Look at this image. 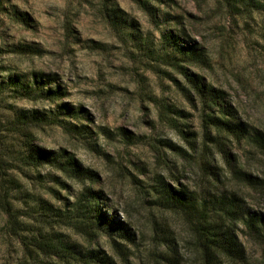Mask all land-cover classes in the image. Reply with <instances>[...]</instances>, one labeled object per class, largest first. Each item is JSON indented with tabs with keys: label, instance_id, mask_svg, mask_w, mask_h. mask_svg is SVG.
Wrapping results in <instances>:
<instances>
[{
	"label": "rangeland",
	"instance_id": "374dc122",
	"mask_svg": "<svg viewBox=\"0 0 264 264\" xmlns=\"http://www.w3.org/2000/svg\"><path fill=\"white\" fill-rule=\"evenodd\" d=\"M142 1L0 0V264H206L193 217L164 203L160 182L208 208L235 197L264 217V151L207 131L184 74L222 90L264 132V9ZM170 33L202 57L164 48ZM35 74L44 89L17 87ZM30 146L98 177L35 164ZM89 190L104 194L100 207L132 239L72 213ZM232 220L246 257L222 264H264V234Z\"/></svg>",
	"mask_w": 264,
	"mask_h": 264
},
{
	"label": "trees",
	"instance_id": "16d2710c",
	"mask_svg": "<svg viewBox=\"0 0 264 264\" xmlns=\"http://www.w3.org/2000/svg\"><path fill=\"white\" fill-rule=\"evenodd\" d=\"M134 1L147 7L142 0ZM232 1L237 4L241 3L245 6L264 9V0ZM164 48H171L173 52L179 54L180 57L182 56L184 61L196 60L202 57V53L196 43L182 42L178 36L171 33L165 39ZM184 74L192 84L203 106V122L207 131L216 129L218 132H225L237 139H250L264 151V132L255 130V128L252 129L243 122L239 118L237 109L226 101L225 93L222 90L207 85L200 76L189 74L187 71H184ZM47 77L51 81V75ZM44 81L39 79L38 74H35L32 82L23 85L17 82V87L23 89V91H32L34 87H38L41 90L44 89ZM30 149L31 154L29 157L35 164H40L43 161L53 163L63 172L81 180H94L98 177L97 172L85 168L73 157H66L63 153L52 156L51 152L41 151L34 146L32 148L30 146ZM158 192L164 203L170 208L181 210L193 217L196 223V230L201 238L202 253L206 264H222L223 259H242L246 257L245 249L230 225L231 221H233L232 219L242 220L246 227L258 235L264 234V217L240 206L239 203H236L235 197L222 196L219 198V200L222 199L221 205H219L218 209H213L199 203L186 188L177 190L166 182H160ZM103 195L102 192L93 190L85 192L77 200L72 213L80 218L81 221L93 223L109 235L116 234L122 238L132 239V234L124 226L125 223L114 217H109L100 207ZM92 252L95 253V251ZM106 260L107 257L96 259L98 262H105Z\"/></svg>",
	"mask_w": 264,
	"mask_h": 264
}]
</instances>
